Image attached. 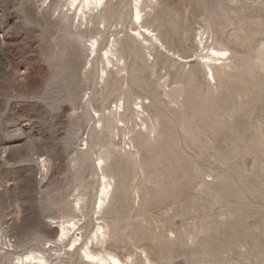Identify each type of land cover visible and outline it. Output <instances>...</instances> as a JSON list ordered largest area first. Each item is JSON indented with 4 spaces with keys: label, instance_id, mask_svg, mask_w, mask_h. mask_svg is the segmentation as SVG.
<instances>
[{
    "label": "rangeland",
    "instance_id": "1",
    "mask_svg": "<svg viewBox=\"0 0 264 264\" xmlns=\"http://www.w3.org/2000/svg\"><path fill=\"white\" fill-rule=\"evenodd\" d=\"M135 2L0 0V264H264V0Z\"/></svg>",
    "mask_w": 264,
    "mask_h": 264
},
{
    "label": "bare ground",
    "instance_id": "2",
    "mask_svg": "<svg viewBox=\"0 0 264 264\" xmlns=\"http://www.w3.org/2000/svg\"><path fill=\"white\" fill-rule=\"evenodd\" d=\"M103 2L105 0H68L69 7L73 8L76 14L79 12L80 17L86 16V14L93 13L94 10L100 9V5L102 6ZM106 4V3H105ZM142 4V0H136L135 2V13L133 11L132 16L136 20H140L138 25L142 31H139V35L143 36V39H145V36L149 35L148 28L144 27L142 25V20L140 16V10L139 6ZM80 22V21H79ZM143 32V33H142ZM139 37V36H138ZM90 47L93 50V53H95V56L93 58H97V49H98V43L96 40H94ZM102 52V51H101ZM224 51L213 49L212 53L205 56L206 60L204 61L205 69H208L207 75L213 78V72L211 67L215 66L217 63L222 64L223 61H225L227 58L223 57ZM103 56L107 59L108 62H110V57L108 56V51L103 50ZM106 62V61H105ZM110 73V72H109ZM103 80L105 77H107L106 69L102 67V74L100 76ZM142 106H140L141 108ZM101 158V156H100ZM99 158V159H100ZM102 171V165H99ZM101 187L99 188V201L95 208H98L99 212H102L106 206V204L110 201V183L106 179V175L101 172ZM78 209H81V203L77 202ZM96 210V209H95ZM55 222V221H54ZM78 223V222H77ZM77 225L75 223L69 224L68 221L59 220L56 221L54 224V227L57 230L56 237L53 241H49L51 244H49L48 247H51L53 244L56 245L57 243H63L65 240H68V243L66 244L67 247H69V251L77 250L80 248L81 256L83 259L88 261L90 264H124V261H122L117 255L106 252V253H100V252H93L91 250V247H89L87 242L83 243L82 239H78L76 237L72 238L71 228H76V230H80V227H76ZM99 228H102L99 226ZM98 230V229H97ZM96 230V231H97ZM98 232V231H97ZM95 233V240L99 241L100 239L104 238V231H101L100 234ZM71 236V237H70ZM65 248V247H64ZM44 249H35L29 250L25 252V254L21 255L18 258V261H16L15 264H53L51 260L45 255ZM51 249V248H50ZM68 249V248H67ZM47 251V250H46ZM67 251V253L69 252ZM66 253V252H65ZM56 256H60L59 254H55ZM17 257V256H16ZM128 261V260H127Z\"/></svg>",
    "mask_w": 264,
    "mask_h": 264
}]
</instances>
